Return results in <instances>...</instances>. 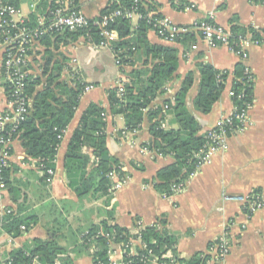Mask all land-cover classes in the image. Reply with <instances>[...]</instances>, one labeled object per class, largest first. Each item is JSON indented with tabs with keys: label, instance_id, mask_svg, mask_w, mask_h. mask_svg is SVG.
Returning a JSON list of instances; mask_svg holds the SVG:
<instances>
[{
	"label": "crops",
	"instance_id": "1",
	"mask_svg": "<svg viewBox=\"0 0 264 264\" xmlns=\"http://www.w3.org/2000/svg\"><path fill=\"white\" fill-rule=\"evenodd\" d=\"M18 9L22 16L30 13V4L38 0H19ZM155 8L179 26H190L207 19L215 25L228 29L234 20L244 27L264 28V0H187L184 10H176L170 0H153ZM108 0H78V8L89 19L100 15ZM137 17L132 19L136 25ZM149 41L168 44L178 48L176 74L162 94H158L149 108L165 107L180 88L183 76L193 71L195 79L186 95V106L195 116L200 133L211 129L217 121L233 109L228 95L232 81L231 72L241 62L253 75L252 104L247 112L246 122L227 138L226 150L213 154L211 162L201 166L187 180L184 188L170 196H163L153 186L156 171L172 162L170 155L158 154L145 145L150 140V121L146 116L140 127L134 131L124 130L121 116H106V144L110 155L121 164L122 185L110 196L109 205L104 207L103 198L89 195L79 199L67 186L63 162L72 131L80 115L91 102L102 105L108 113L106 91L125 81L130 67H118L106 48H95L80 39L69 46L65 53L74 58V66L80 76L93 88L84 92L75 113L63 132L55 156V167L50 180L35 159L28 158L18 140L10 144L9 177L11 190L0 187V262L14 249L24 247L33 239L45 240L52 234L59 245L67 249L73 264H92L91 256L80 250V238L91 223L106 216L111 210L110 222L131 228L139 221L142 226L166 221V228L178 236L176 251L179 257H190L205 252L209 244L221 233L228 222L231 249L220 261L212 264H264V206L246 218L243 202L225 200L223 196L245 197L258 190L264 200V44L246 47L247 57L241 60L229 51L227 46L209 47L198 34L193 49L184 51L181 44L166 42L150 30ZM38 47V46H37ZM41 50V48L39 47ZM31 60V72L38 74L41 61ZM0 52V112L9 109L6 81L2 69ZM204 61L219 70H228L226 87L207 114L197 112L193 107L199 74L196 63ZM63 77H70L65 70ZM164 127H173L172 116L166 115ZM146 148L145 150L143 148ZM83 152L90 155L87 171L94 160L89 147ZM16 198V202L13 201ZM9 211L19 217H32L30 227L19 235L6 233L1 221ZM36 219V220H35ZM110 250L115 260H120L122 249L119 243H112ZM90 249V253H92ZM60 264V263H55Z\"/></svg>",
	"mask_w": 264,
	"mask_h": 264
},
{
	"label": "trees",
	"instance_id": "2",
	"mask_svg": "<svg viewBox=\"0 0 264 264\" xmlns=\"http://www.w3.org/2000/svg\"><path fill=\"white\" fill-rule=\"evenodd\" d=\"M4 1L16 7L20 2ZM56 1L38 0L34 9H30L26 24L35 28L38 17L56 6ZM69 2L71 6L78 8V0ZM170 4L178 11L189 5L187 0H170ZM155 6L153 0H108L101 10L100 15L114 10L121 12L108 23V29L113 30L117 38L109 41L106 49L110 51L112 60L118 67L128 66L130 70L126 73L125 81L106 91L108 113L102 105L89 103L69 138L63 167L67 186L79 199L98 194L103 198V206L107 207L112 184L108 174L114 172L119 177L123 175L121 164L110 155L107 148V114L121 116L124 130L134 131L140 127L146 112L150 121V140L145 146L158 154L172 157V162L158 169L155 174L156 182L153 186L163 196L172 195V186L186 181L195 168L196 153L204 145L206 131L200 133V125L185 102L194 83V72L184 74L179 90L173 99L165 101L164 109L149 108L155 97L164 93L167 84L177 76L179 61L176 46L154 43L147 37L150 30L156 33L154 18L162 17ZM135 8L140 17L137 18L136 25H133L132 19L126 17L125 12ZM233 21H230L228 31L234 36L252 33L254 38H259L253 27H244ZM99 32L100 28L90 25L78 31L48 32L37 39L35 46L38 47L33 56H39L40 71L38 74L31 73L27 78L25 94L30 101L28 114L11 133V140H18L25 155L36 160V164L44 171L43 178L48 175L46 169L54 170L56 151L64 129L73 118L84 86L88 84L79 72L73 71L69 66L71 58L65 51L80 39L88 44H99L103 39ZM197 34L196 31L180 33L171 43L181 44L184 51H189L195 45ZM246 68L238 62L231 72L229 89L235 94L231 97L235 108L252 104L253 75L249 69L246 72ZM196 69L199 80L192 103L197 112L207 114L225 89L230 72L216 69L204 61L196 63ZM65 70L69 71V78L63 77ZM6 88L8 95L7 83ZM168 114L172 116V124L175 125L169 128L163 125ZM83 147H89L94 158L89 172L87 166L90 155L83 152ZM10 149L9 147V153ZM2 175L4 187L11 190L9 165L3 169ZM13 201L16 202V198ZM104 210L106 216L91 223L80 238V250L90 254L92 264H113L109 258L111 243H119L121 246V264H154V260L157 264H204L209 257L201 252L187 258L179 257L176 251L178 236L166 228L164 219L146 226L135 223L133 227L127 228L110 222L112 212ZM30 220L34 218L19 217L15 212L9 211L1 221V228L8 234L19 235L21 226H24V231L31 226ZM52 236L49 231L47 239H33L30 244L12 250L0 264H73L67 249L59 245ZM132 238H138L144 247L137 245L135 251L131 252L129 240ZM91 248H94L92 253Z\"/></svg>",
	"mask_w": 264,
	"mask_h": 264
},
{
	"label": "built area",
	"instance_id": "3",
	"mask_svg": "<svg viewBox=\"0 0 264 264\" xmlns=\"http://www.w3.org/2000/svg\"><path fill=\"white\" fill-rule=\"evenodd\" d=\"M56 3V6L38 17L37 26L32 28L26 24L25 20L27 17L21 15L18 7L7 1L0 0L1 64L4 78L9 88V109L0 112V187H4L3 169L9 165L8 158L10 153L8 149L12 142L11 133L15 131L19 122L28 114L30 101L25 94V88L27 78L32 73L30 65H32L31 60L35 58L33 54L35 49H37V46H35L38 43L37 39L48 32L63 33L65 31H78L90 25L100 28L99 34L103 37L99 44L95 45L89 42L92 47L107 48L109 41L117 38L116 33L108 29V23L114 17L121 14L120 10H114L89 19L79 8L71 6L69 0H57ZM35 5L36 3L30 4V9H34ZM125 15L130 19L140 17V14L136 12V8L125 12ZM153 24L157 35L164 41L172 42L180 33L196 31L209 47L225 45L229 51L236 54L241 60L247 57L246 47L253 44H264V28H255L259 34V38H254L252 33L234 36L228 29H223L207 19L200 20L190 26H179L167 17L162 16L154 18ZM87 37L90 39L89 33H87ZM37 57L39 58V56ZM75 61L74 58L70 59V63L72 64ZM72 70L77 71L74 66H72ZM246 72H248V68H246ZM92 88V84H86L83 93ZM228 95L230 97L234 96V91L229 89ZM249 107L250 105L242 108L233 107L232 111L221 117L213 128L206 130V140L196 153L197 161L195 168L189 173L187 180L201 166L210 163L214 153L226 150L228 136L240 129L246 122ZM7 126L10 127L7 128ZM143 149L145 150L146 148L144 147ZM45 172L48 174L47 180H50L53 170L48 168ZM108 177L112 183L109 188L112 194L122 185L124 178L122 175L119 177L114 172H109ZM187 180L178 185H173L171 188L172 193L180 192ZM223 199L243 202L242 204L247 211L245 214L246 218H249L254 211L264 206V200L256 192H252L245 197H229L224 195ZM136 224L142 226L139 221ZM231 224L232 222L225 224L219 236L209 244L207 251L202 253L209 256L204 264L218 262L229 253L231 249ZM21 229L24 231V226H21ZM135 233H137L136 229ZM129 243L131 252L135 251L137 245L144 247V244L138 238L130 239ZM91 249L92 251L94 250V248ZM109 258L113 264H121V259L115 260L111 251L109 252ZM153 263L157 264L155 260Z\"/></svg>",
	"mask_w": 264,
	"mask_h": 264
},
{
	"label": "rangeland",
	"instance_id": "4",
	"mask_svg": "<svg viewBox=\"0 0 264 264\" xmlns=\"http://www.w3.org/2000/svg\"><path fill=\"white\" fill-rule=\"evenodd\" d=\"M135 17H133V20H134Z\"/></svg>",
	"mask_w": 264,
	"mask_h": 264
}]
</instances>
